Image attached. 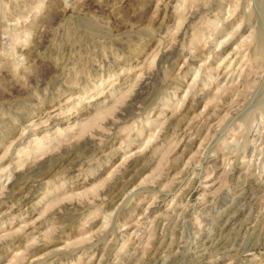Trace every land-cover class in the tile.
I'll use <instances>...</instances> for the list:
<instances>
[{
  "label": "rangeland",
  "instance_id": "rangeland-1",
  "mask_svg": "<svg viewBox=\"0 0 264 264\" xmlns=\"http://www.w3.org/2000/svg\"><path fill=\"white\" fill-rule=\"evenodd\" d=\"M0 264H264V0H0Z\"/></svg>",
  "mask_w": 264,
  "mask_h": 264
}]
</instances>
